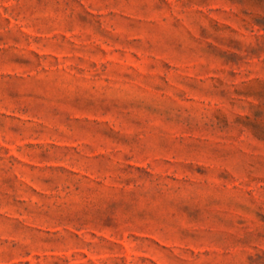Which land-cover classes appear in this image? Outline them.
<instances>
[{"label": "rangeland", "instance_id": "374dc122", "mask_svg": "<svg viewBox=\"0 0 264 264\" xmlns=\"http://www.w3.org/2000/svg\"><path fill=\"white\" fill-rule=\"evenodd\" d=\"M0 264H264V0H0Z\"/></svg>", "mask_w": 264, "mask_h": 264}]
</instances>
